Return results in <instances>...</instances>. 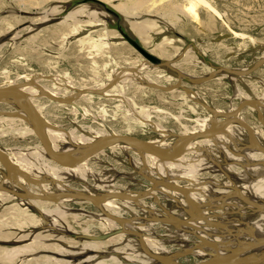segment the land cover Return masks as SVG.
Returning <instances> with one entry per match:
<instances>
[{"label":"rangeland","instance_id":"374dc122","mask_svg":"<svg viewBox=\"0 0 264 264\" xmlns=\"http://www.w3.org/2000/svg\"><path fill=\"white\" fill-rule=\"evenodd\" d=\"M32 1L37 0H0V86L25 81L38 85L29 86L23 91L26 93L30 90L32 104L42 106L41 116L50 124L54 133L68 139L66 143L73 144V141L77 142V139L85 137L96 140L100 136L118 134L148 141L160 150L168 151L174 142L173 134L179 135L198 128L199 122L203 126L209 125L212 118L203 104L220 112L235 108L243 99L256 100L260 109L264 105V64L246 77L219 74L221 76L217 75L208 82L192 86L183 79L179 81L177 76L164 68L159 70L149 66L129 42V39L134 41L160 60L173 62L174 69L191 78L206 76L214 67L245 69L264 57V0H44L36 4H32ZM120 6L126 10L119 11ZM50 15L53 16L48 20ZM97 20V24L93 22ZM121 73H128L129 78L121 79ZM111 74L114 77L104 87L113 80H116V84L103 93L106 96L95 95L88 100L81 96L73 105H61L40 97V90L63 97L73 94L69 88H95ZM121 80L126 83L118 89ZM178 81L191 92L185 94L180 89L162 92L144 86L146 83L168 86ZM114 88H117L118 93ZM10 103L14 105L11 100L0 101V112L10 111L6 124L0 123V148L15 153L16 160L19 156V161L21 156L24 157L22 159L25 162L32 163L31 167L45 171L47 174L43 173L44 177L53 178L52 175L56 174L59 179H54L61 181L64 178L61 182H66L64 184L67 188L78 191L91 188L99 190V186H102L104 190L129 191L128 193L148 189L146 185L139 186L135 183L146 182L137 173L134 175L141 168L140 171L154 180H170L167 171L161 174L148 173L147 164H144L137 152L131 151L126 145L105 149L84 162L79 168L83 177L67 176L68 169L60 168L41 157L37 150L39 142L32 130L28 134H23L22 131L15 134L17 130L31 126L28 119L24 121L22 117L18 118L24 113H20L12 105L9 107ZM240 116L254 131H264L253 107L244 108ZM263 118L264 109L262 120ZM61 140L64 139H59ZM227 157L229 153L224 155L223 160L227 161ZM192 158L187 157L186 165L182 164L181 168H171V172L176 174L171 177L172 181L176 180L177 185L190 191L193 187L203 190L209 197L210 194H222L224 190L227 194L232 188H236L244 195H253L264 200V168L255 165V174L241 166L237 167L239 164L234 162L228 167L210 168L198 166L197 160ZM181 170L188 172L189 180L180 175ZM129 175H133V181ZM169 190L159 187L150 197L139 200L137 204L125 201L129 204L121 213L127 215V211L137 214L155 212L159 216L186 219L188 214L183 209L188 210V207L182 196L177 191ZM171 193L177 194L170 195ZM9 197H0L1 250L28 245L31 248L26 251L27 255L22 253V257L30 264H80L77 255L69 254L71 250L66 246V241H76L82 237L96 240V237H67L61 233L55 236L50 232V227L42 226L47 225V219L43 221L44 224L39 223L32 229L30 217L36 221L40 216L20 207L15 199ZM154 198L168 210L167 215L158 209L159 205L152 203ZM191 200L196 204L199 202L196 199ZM49 207L54 208L52 204ZM69 209H73L74 213H81L83 210L90 215L97 212L90 203H71ZM212 215L214 213L207 215L210 220L223 221L225 218L222 213ZM52 219L53 222L61 223L62 220L73 224L74 230L79 229L71 215H65L60 220L55 217ZM153 224L156 233L158 232L154 237L162 240L161 232L167 225H163V228L159 223ZM84 225L86 224H82ZM245 225L237 223L230 228L249 227ZM166 229L173 230L168 226ZM39 233L44 238L40 240L42 243H39L40 246H32L36 241L33 237ZM94 233L97 237L103 234L99 230ZM168 241L164 243L165 249L174 246V239ZM180 263L192 264L193 261L185 260Z\"/></svg>","mask_w":264,"mask_h":264},{"label":"bare ground","instance_id":"6f19581e","mask_svg":"<svg viewBox=\"0 0 264 264\" xmlns=\"http://www.w3.org/2000/svg\"><path fill=\"white\" fill-rule=\"evenodd\" d=\"M40 1L44 2V0H37L34 2L36 4ZM46 1H48V0H46ZM24 2H26V1H24ZM34 2L32 1V4ZM54 2H55V0H54ZM25 5H26V3H25ZM26 6H28V4ZM39 6H40V4H39ZM21 7H23V6H21ZM118 8H119L118 9L119 11H123L125 9L122 6H120ZM83 15H85V14H83ZM52 16L53 15H50L48 17V20H50L49 18L50 17L52 18ZM71 17H72V14H71ZM63 21L67 22L65 19ZM98 21L99 20L93 21V22L97 24ZM87 22H89V21H87ZM75 23H76V21H75ZM77 23H79V22H77ZM72 31L74 32L73 29H72ZM147 64L149 66H151L149 63H147ZM157 69L160 70L161 68H157ZM122 75H120V77L122 76L121 79L128 77L129 74L124 73ZM222 75L226 76L227 74H222ZM218 76H221V75H218ZM111 77H114V74H111L105 80V82H102V84H100L99 86H97L95 88H103L104 85L107 84L106 82L111 80ZM115 77H118V75H116ZM230 77H236L237 78L238 76H230ZM128 78H126V79H128ZM238 78H241V77H238ZM126 79H125V81H126ZM131 80H132V78H131ZM124 83H126V82L121 80L120 84L118 83V85H119L118 89L121 86L124 87L123 86ZM70 87H72V86H70ZM25 88H27V87H25ZM114 89H116L115 92L118 91L117 88H114ZM29 92H30V90H27V92H26L27 98L30 100L31 103H33L31 100ZM82 96L83 97H81V96L80 97L88 100L90 97L95 96V95L85 94ZM96 96H102V94L96 95ZM104 96H106V94ZM2 100H9V99H0V101H2ZM11 105L12 104L10 103V106ZM12 106H14V108L17 111L22 113V111L18 110V108L16 107L15 104ZM34 107L36 108V110L38 111V113L40 115L43 113L42 106H34ZM234 109L235 108H231L229 111L222 112V113H231ZM81 113H82V110H81ZM19 116L20 117H18V116L17 117L18 118L22 117L24 121L27 119L25 114L19 115ZM17 117H16V119H17ZM238 117L241 119L240 113H239ZM221 119L222 118H217V119L214 118L210 121V123L214 122V121H216V122L220 121ZM11 120H9V122L14 121V120L13 121H11ZM263 120H264V118H263ZM6 122H7V118H2V117L0 118L1 124L4 125V124H6ZM203 125L204 124H200V122H199L198 128L192 129L190 131H187L186 133L179 134V135H185L188 133L201 131V130H203L209 126V125H206V126H203ZM45 129H46V133L48 135V138L50 140V144L55 151H68V150L72 149L73 145H79L81 143H88V142H91L94 140V139H91V138L89 139V138L85 137V138L77 139L76 141L78 143L73 141V144L72 143L69 144V143H66L67 142L66 140H68V139L66 137L63 138L62 136H59L61 134L54 133L52 127L50 126V124H47V122H45ZM31 130H32L31 128H28L25 126L24 128L17 130L15 134H18L19 133L18 131H22L23 134H28V133H31ZM252 131H253L254 136H255L256 140L258 141V143L260 145L264 146V131L257 132V131H254L253 129H252ZM109 135H112V134H109ZM100 137H102V136H100ZM61 138L64 140L59 141V139H61ZM177 142H178V139L174 138L173 144H175ZM116 146L122 147V146H125V144L116 143V144H113L112 146H110L108 148H113ZM126 146H128V145H126ZM37 148H38L37 150L39 151V154L41 155V157H43L46 161L51 162L45 157L40 145H38ZM128 148L131 149V151L136 152V150L134 148H132L130 146H128ZM170 149L168 151H170ZM0 150L3 151L7 155L8 159L12 163H14V165H16L19 169L24 171L30 177L35 178L39 181L40 186L37 187V186L30 185V184L26 183L22 179H19V183H20L21 187H23L26 191H30V192L36 193V194H40L41 192H44L45 194H48V195L56 194V193H64V192H74V193H84V194H90V195H95V196L101 197L102 198V201L100 203L101 209L103 211L109 213V214H112V215H115L117 217L125 219L127 222L124 223L123 227L126 229H130V230H133V231L140 233V235L142 236V239H143L144 248H146L148 251H150L151 253H154L156 255L175 256V258H177L176 260L174 259L176 262H181V261H185V260H190V261L192 260L193 263H198V262L208 260L209 258L214 257V255L224 254V252H221V251H219V249H216V248H214V246H212V245H214V243H218L222 247L224 246V247H229V248H237V247L243 248L245 246H242L240 244H244V242L251 240L246 236V234L240 235V241H241L240 244L236 243L234 240L229 239V238L220 239L216 235H218L219 233H221L224 230L217 228L216 226H214V224H211V223H223L225 226V229L230 230V231H238L239 232V231L245 229L247 231H250L254 235V237H257L258 239L264 238V212H258L256 214L249 215L248 214L249 211L245 210L244 206L237 199V196H245V197H247L253 201H256V202H261L264 200H261L260 198H256V196H253V195H251V196L247 195V194L244 195L243 192L238 191L236 188H232V190L227 194H225L227 191L224 190L222 192V194H210V197H209V195H207L208 193L205 194V192L203 190L201 191L200 189H196L192 185L191 186L193 187V190L191 188V191L189 189H187L186 187L181 186L186 190L185 195H183L182 193H180L178 191L177 192L180 194V196H182L184 203H186L185 205L188 207V210L183 209L184 211L187 212L188 217H186V219H176V220H182V221L186 222V225L178 226L175 224H169L165 221H161L162 219H168L171 217L161 216V215L159 216L157 214H154L155 212L153 214H149V213L143 214L142 213L143 211H142V212H140L142 214H139V213L137 214V213H134L133 211H127L126 212L127 215H125L124 213L123 214L121 213L124 210L123 208L127 207V205L129 204L125 201H129L130 203L137 204L139 200L150 197L151 196L150 194H152V192L154 190H156L157 188L162 187V186H158V187L153 188L152 185L147 183V182L139 183V182L134 181L139 186L140 185L148 186L147 190H149L148 195L146 197L135 200V201L126 200V199H118V198H110L109 195L112 194L113 190L112 191L111 190L110 191L104 190V188L102 189L101 188L102 186L100 187L99 185H98L99 190H94L92 188L91 189L89 188L90 190L78 191V190L67 188L66 187L67 185L64 184L66 182H64V183L61 182L64 178H62L61 181L56 180L54 178L59 179L58 175H56V174L52 175L53 178H50L48 176L44 177V174L46 175L47 173H44L45 171L44 172L40 171L36 167L35 168L31 167L30 164H32V163L29 164V163L25 162V160L22 159L24 157L21 156V160L19 161L20 156H19V158L17 157L18 160H16V156H14L15 153H13V152L10 153V152H8V150L3 149V148H0ZM168 151H166V152H168ZM226 153H229V157H227V161H224L223 157ZM139 156L143 160V162H145L144 164H147L146 165V166H148L147 170H149L148 173L161 174L164 171H165V173L167 171L168 177H169L168 179H170L168 182L174 183V184H176L175 182H177V181L175 180V182H173L171 177L173 175H176V174H173L171 172V168L175 167V166L181 168L182 164L185 166L186 165L185 160L187 159V157H191V158L193 157L192 159L197 160V162L199 163L198 166H203V167H206V166H208L210 168H214V166L228 167V165H230L231 163L234 162L235 164H239L237 167L241 166L242 168H244L248 172H252V173H254L253 167L255 165L258 166L259 168H264V154L259 153L253 149L246 147V132L241 126H239L238 124H234V123L230 124L226 128L224 133L217 134V135L209 137V138L196 139V140L192 141L185 148L183 154L175 160H172L169 162H164V161L158 160L157 158H155L152 155H148L145 153H140ZM92 157H90V158H92ZM88 160H86L84 162H87ZM21 161H23L25 164H22ZM137 161H139V160H137ZM84 162L77 165V166H74L73 168L68 169L66 171L67 176H76V177L80 176V178H81V176L83 174L81 173L82 171L79 168L84 164ZM122 162H123V160H122ZM227 162H229V164H227ZM187 163H189V161ZM36 165H38V164H36ZM135 166H138V165L135 164ZM140 166H141V164H140ZM64 169H66V168H64ZM30 170L35 171V172L32 173ZM135 170H137V169H135ZM144 172H146V170H144ZM136 173L137 172L135 171L134 175ZM252 173H250V175H252ZM33 175H35V176H33ZM180 175L187 178L188 180L190 179L188 177V172H185L184 170H181ZM129 178H130V180L133 181V175H129ZM65 181H67V179ZM160 181H164V180L161 179ZM190 181H192V180H190ZM82 183H84V181ZM3 187L6 189H13L15 191L22 192V190L19 188V186L17 184L14 185V184L8 182L7 180H2L1 174H0V197L10 196L9 198L15 199V203H17L20 207H22L24 209H28L29 211H34L40 216L39 217L40 220L38 219L36 221L33 217H30L29 223L32 224V227H31L32 229H35L36 225L39 223L44 224L43 221L44 220L46 221V219H47L48 220L47 225L44 224L42 226L50 227L51 228L50 232H52L55 236H58V234L61 233V234H65V236H67V237H70V236H84V237H88V238L89 237H93V238L96 237L97 238L96 240L82 239V238H78V239H76V241H71V240L66 241L65 240L68 244L66 246H68L71 250V253L69 252V254H71L72 256L77 255L78 258H80V264H158L156 261L152 260L151 258L147 257L144 253H142L141 249L139 248V244H138V241L136 240V238H134V237L132 238V236H129V235L124 234L122 232H118V231H120L119 225H117L116 223L106 219L100 213V211L97 208H96L97 212L93 215H90V214L84 212L83 210H81V213L80 212L74 213V211L72 212L73 209H69V205L71 203H75L76 205L88 203L86 201L75 199V198H70V197H62V198L56 199L53 202H48V201H42V200H34V199H28V198L15 197V196H12V195L2 191ZM86 187H88V185ZM164 188H167V187H164ZM242 188L244 190L245 186H243ZM167 189L169 190L171 188H167ZM164 190H166V189H164ZM171 190H174V189H171ZM174 191H176V190H174ZM128 192L129 191H122V192L119 191V192H114V193L123 194V193H128ZM164 192L165 191H163V193ZM172 194H177V193H171L170 195H172ZM167 195H169V194H167ZM176 198H178V197H176ZM187 199L189 200L190 203L187 202ZM191 199H196L199 202H201V204H199V202H198V204H196V202L195 201L193 202ZM170 202H171V200H170ZM179 202H178V204H179ZM181 202H182V200H181ZM202 202H206V203H202ZM152 203L156 206L159 205L158 209H160V211H162L163 214L167 215L168 210L166 211L165 208H163L161 206V204L158 200H156L154 198L152 200ZM49 204H52L54 206V208L49 207ZM134 204H133V206H136ZM181 204H183V202ZM172 206H173V204H172ZM219 206H222V207L220 209H218ZM143 207L141 209H144ZM173 208L175 209L176 207H173ZM134 211H136V210H134ZM146 212H148V211H146ZM174 213H177V212L174 211ZM213 213H214V215L216 213H220V214L222 213L223 217H225L224 220L223 221L222 220L219 221V219L218 220H215V219L210 220L207 215L213 214ZM65 215H71L75 220L74 223L76 224V226H79L80 230L79 229L74 230L73 224L71 225L69 223L62 222V220H61V223L52 221L53 220L52 218H54V217H55V219L58 218L60 220V218L64 217ZM214 215H212V216H214ZM79 217H82V218L78 219ZM184 217L185 216H183V218ZM220 218H221V216H220ZM172 219H175V218H172ZM87 221H93L95 223L94 224L86 223ZM238 221H241L242 223H239ZM153 222L159 223L162 226L167 225L168 227L172 228L174 231L166 229L167 228V226H166V228L162 229V232H161L162 236H160V238H162V240L157 239L154 237L156 230H155V225L153 224ZM84 223L86 225L82 226V224H84ZM237 223L238 224H246L249 227L239 228V229L230 228L231 225H234ZM163 228H164V226H163ZM47 230H48V228H47ZM96 230H99L101 233H103L101 236H98V237H103L102 239H98V237L96 235H94L95 234L94 231H96ZM36 232H38V231L36 230ZM79 232H80V234H79ZM157 233H156V235H157ZM39 235H41V233H39L33 237L34 239H36V241L34 242V244H32V246H40V244L42 243L40 240H42L44 238H43V236H39ZM19 238H21V240L23 239L21 236ZM169 238L171 239V241H172V239H174V241H173L174 246L171 245V246H173L172 248H168V249L166 248L165 249L164 243L166 241L170 240ZM17 240H19V239L17 238ZM164 240H166V241L164 242ZM114 242H115V245L113 244ZM116 242H118L119 244H116ZM120 242H122V244H120ZM29 248H31V246L27 245L26 247H22V248L19 247V248H14V249H10V250L9 249L8 250L7 249H2V250L0 249V264H30L28 262H25L23 260V257H22V253L25 252V254H26V251L29 250ZM185 252H189V254L182 256L183 253H185ZM57 253H59V252H57ZM25 254H23V255H25ZM262 254H264V247L253 250V251L249 252L248 255L258 256V255H262ZM29 256H31V255H29ZM48 260H46V261H48ZM55 261H57V260H55ZM37 264H42V263H37ZM258 264H262V263L260 262Z\"/></svg>","mask_w":264,"mask_h":264},{"label":"water","instance_id":"95a60500","mask_svg":"<svg viewBox=\"0 0 264 264\" xmlns=\"http://www.w3.org/2000/svg\"><path fill=\"white\" fill-rule=\"evenodd\" d=\"M129 42L136 49V51H138V53L145 59V62L149 63L153 68H164L171 74L177 76L179 81L183 79L189 85L192 86L208 82L219 74L246 77L247 75L259 69L264 64V57H262L261 59L255 61L253 65L245 69L238 70V69H228L226 67H214L213 71L206 76L200 78H191L184 76L178 70L174 69L172 67L173 62L160 60L155 56L151 55L150 53H148L147 51H145L134 41L129 39ZM179 81L177 83L168 86L159 85L155 83H146L144 84V86L162 92H170L176 89H180L185 94L190 93L191 90L188 87H185L182 84H180ZM115 84H116V80H113L106 87L103 88H81V89L69 88V90L72 91L73 94L70 96L65 95L63 97L52 95L50 93L40 90V97H43L53 103H57L61 105H73L74 102L78 98H80V96L85 94L101 95L107 90H109ZM28 86L38 87V85H36L32 81H25L22 83L0 87V99L11 100L16 105L18 110L22 111L25 114L26 118L30 123L32 132L37 138L45 157L60 168H66V169L73 168L74 166H77L83 163L84 161L88 160L90 157L94 156L98 152L105 150L116 143H122L134 148L139 155L140 153H145L154 156L160 161L169 162L180 157L183 154L185 148L192 141L196 139L209 138L217 134L224 133L226 128L233 123L238 124L245 130L246 147L264 154V146L258 143V141L254 136L252 128L238 117L239 113L244 108L253 107L256 110L258 121L264 126V121L262 120V109H264V105L261 106L260 109L258 102L254 99H245L240 101V103L235 107V109L231 113H222L216 109L210 108L207 105L203 104L204 107L210 112V117L212 119L214 118L215 119L222 118V119L217 122L216 121L211 122L208 127H206L201 131H196L185 135L173 134L172 137L177 138L178 142L173 144L171 146L170 151L168 152L160 150L159 148L152 145L148 141H143L129 135H118V134L105 135L88 143L73 145L72 149L68 151H55L52 148L50 144V140L46 133L45 121L43 117L38 113L36 108L27 98L26 93L22 90L23 88ZM0 167L2 168L0 169L2 180H7L12 184H17L19 188L22 190V192H19L11 189H6L3 187L2 191L9 193L10 195L15 197L42 200L48 202H53L56 199L62 197H70V198L86 201L91 205H93L95 208H97L106 219L119 225L120 231L118 232H122L124 234L136 238L139 244V248L141 249L142 253H144L147 257L156 261L158 264H183L180 262H176L175 260L177 258H175V256L156 255L148 251L146 248H144L143 239L140 233L123 227L124 223L127 222L125 219L109 214L101 209L100 207V203L102 201L101 197L90 194H84V193H74V192H64V193H56V194L48 195L45 194L44 192H41L40 194H36L30 191H26L23 187H21L19 183V179H22L26 183L37 187L40 186L39 181L35 178L30 177L24 171L19 169L16 165H14V163H12L8 159L7 155L1 150H0ZM137 175L143 178L147 183L151 184L153 188L162 186V187L174 189L182 193L183 195H185L186 193V190L183 187L166 181L154 180L151 177L144 174L142 171H138ZM148 192L149 190H142L132 193H123V194L112 193L109 195V197L135 201L146 197L148 195ZM237 199L244 206L245 210L249 211L248 213L249 215H253L258 212H264V201L256 202L245 196H237ZM187 202L190 203L188 199ZM221 207L222 206H219L218 209H220ZM161 221H165L169 224H175L178 226L186 225L185 221L176 220L172 218L162 219ZM238 222L242 223L241 221ZM211 224H214V226H216L217 228L224 230L218 235H216L220 239L229 238L234 240L236 243L240 244L241 243L240 235L246 234V236L252 241L250 240L244 242V244H240L242 246H245L243 248L241 247L229 248L224 246L222 247L218 243H214V245L212 246H214V248L216 249H219V251L224 252V254L214 255V257H211L208 260L198 263H192V264H258L260 262L264 264V254L258 256L248 255L249 252L264 247V238L258 239L257 237H254V235L250 231H247L245 229L239 232L227 230L225 229L223 223H211ZM82 239L85 238L82 237ZM188 254L189 252H185L183 253L182 256Z\"/></svg>","mask_w":264,"mask_h":264},{"label":"crops","instance_id":"0c3cea01","mask_svg":"<svg viewBox=\"0 0 264 264\" xmlns=\"http://www.w3.org/2000/svg\"><path fill=\"white\" fill-rule=\"evenodd\" d=\"M0 87H2V86H0ZM9 107H10V104H9ZM5 114V115H4ZM7 115V116H6ZM10 115V111H8V112H6V113H3V112H0V118L2 117V118H6V117H8Z\"/></svg>","mask_w":264,"mask_h":264}]
</instances>
